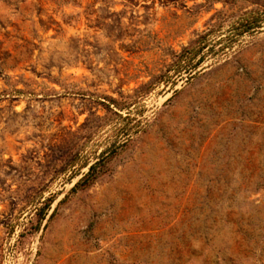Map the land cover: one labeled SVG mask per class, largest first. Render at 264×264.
<instances>
[{"label": "rangeland", "instance_id": "374dc122", "mask_svg": "<svg viewBox=\"0 0 264 264\" xmlns=\"http://www.w3.org/2000/svg\"><path fill=\"white\" fill-rule=\"evenodd\" d=\"M0 264H264V0H0Z\"/></svg>", "mask_w": 264, "mask_h": 264}, {"label": "trees", "instance_id": "16d2710c", "mask_svg": "<svg viewBox=\"0 0 264 264\" xmlns=\"http://www.w3.org/2000/svg\"><path fill=\"white\" fill-rule=\"evenodd\" d=\"M90 168H91L90 170H92V169H93V166H91ZM78 184H79V182H78V183H76V186H77Z\"/></svg>", "mask_w": 264, "mask_h": 264}]
</instances>
